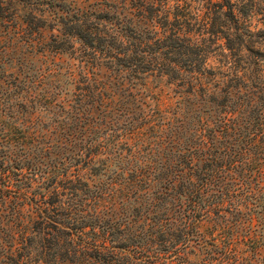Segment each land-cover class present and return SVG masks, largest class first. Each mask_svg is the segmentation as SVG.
<instances>
[{
    "label": "trees",
    "instance_id": "16d2710c",
    "mask_svg": "<svg viewBox=\"0 0 264 264\" xmlns=\"http://www.w3.org/2000/svg\"><path fill=\"white\" fill-rule=\"evenodd\" d=\"M130 2L135 21L54 11L68 26L48 50L70 52L77 73L53 61L40 89L34 75L0 74V151L11 132L25 137L26 107L41 113L50 179L47 205L35 197L28 224L0 235V264H264V51L243 45L260 85H236L237 68L227 85L201 45L163 29L162 0ZM219 7L235 29L234 3Z\"/></svg>",
    "mask_w": 264,
    "mask_h": 264
},
{
    "label": "rangeland",
    "instance_id": "374dc122",
    "mask_svg": "<svg viewBox=\"0 0 264 264\" xmlns=\"http://www.w3.org/2000/svg\"><path fill=\"white\" fill-rule=\"evenodd\" d=\"M231 1L239 15V25L235 29L229 28L233 22L219 7L222 0H162L160 23L165 25L163 29L168 32V29H175L201 45L209 57V65L227 75L224 77L227 85L234 84L231 73L235 68L239 69L238 74L242 76L236 85H260L263 78L261 73L252 65L244 64L248 51L243 45L264 51V0ZM134 5L130 0H0V74L4 72L20 77L24 74L28 77L34 75V79H39L42 84L37 87L40 89L43 83L52 79L49 69L53 61L57 62L58 67L73 64L77 73L78 61L71 57L70 52L54 56L48 50L47 43L51 41L52 35L60 34L68 26L64 25L68 23L66 20L64 24L59 22L57 14L76 9L96 12L104 9L117 14L120 19L132 18L135 21L137 8ZM137 23L144 25L141 21ZM160 23L156 28L160 27ZM239 33L246 37L242 39V44L237 39L239 36H236ZM173 57L186 58L181 54H173ZM94 70L100 75L107 74L103 67ZM58 78H62L61 74ZM146 85L154 91L164 89L173 94L171 90L175 84L169 82L167 77H149ZM9 118L10 115L5 117V123ZM44 121L41 113L32 112L26 107L25 137L20 138L19 133L11 132L8 139L12 143L11 149L0 151V154L3 152L7 156L6 162L0 164V235L19 231L28 224V215L35 207V197L45 202L42 207L47 205L50 179ZM36 127L38 132L33 130ZM4 140L0 135L1 145ZM20 157L24 159L21 177L16 174L14 167ZM18 198L27 203L22 221L16 218Z\"/></svg>",
    "mask_w": 264,
    "mask_h": 264
}]
</instances>
